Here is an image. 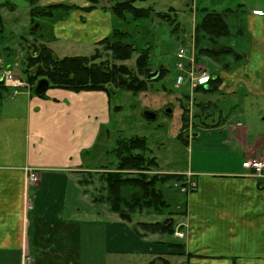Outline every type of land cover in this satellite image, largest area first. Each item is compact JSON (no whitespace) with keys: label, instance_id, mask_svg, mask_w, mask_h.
I'll list each match as a JSON object with an SVG mask.
<instances>
[{"label":"crops","instance_id":"crops-1","mask_svg":"<svg viewBox=\"0 0 264 264\" xmlns=\"http://www.w3.org/2000/svg\"><path fill=\"white\" fill-rule=\"evenodd\" d=\"M243 11L234 22L246 45L231 46L241 59L226 56L214 68L216 98L230 108L187 137L186 169H160L195 184L184 214L172 215V235L134 226L155 221L139 218L142 212L124 220L89 196L92 159L106 147L101 131L108 136L105 91L48 88L38 96L18 88L0 102V264H264V167L257 176L242 166L264 162V3ZM79 20L72 13L55 21L54 39L87 44L106 36L81 30ZM86 172L88 186L80 181Z\"/></svg>","mask_w":264,"mask_h":264},{"label":"rangeland","instance_id":"rangeland-1","mask_svg":"<svg viewBox=\"0 0 264 264\" xmlns=\"http://www.w3.org/2000/svg\"><path fill=\"white\" fill-rule=\"evenodd\" d=\"M116 1L121 0H93L92 2L88 0H39L38 3L41 6L62 2L66 4L91 5L93 7L89 11H85L78 5V7L76 6L75 9L63 15L60 9L53 16L47 18H39L32 15V20L35 19L42 24V28L37 33L31 32L28 28V20L30 18L27 16L28 7L27 5L25 6L24 0H9L11 4L16 6L14 11L9 10L4 5H0V73L10 71L16 77L24 80L28 85L22 86V89H30L32 91L31 83L27 81L24 71L27 67V58L32 53L30 45L32 41H38L37 45L44 43L49 46L58 57L77 54L89 55L94 52L95 48H100V45L95 42L78 44L77 42L65 39H54L53 23L69 17L72 13L77 14V18L80 19L79 21L82 24L86 23V19L89 18L88 23L83 25L81 29L85 32L87 30L89 34L94 32L96 36L102 34L108 35L114 27L122 28L130 34L126 39L136 46L137 52L133 53L130 59L117 61V63L134 66L137 53L147 47L151 68L154 70L159 65H162L167 69L165 75L161 79L153 81L152 87L145 91L132 93L117 90L116 93L109 95L108 100L111 111L109 124L107 125L108 134L106 135L108 136L105 137V131H101L99 137L101 142H105L106 147L101 152L97 151L95 158L92 159L91 165H95L96 167L93 173L95 175V186H93L94 190L91 186L88 187L90 198L98 202H100L101 197L105 193L103 190L104 182L101 180L104 167H113L116 162V158L112 152L116 138L133 135L145 136L151 150V154L148 152V155L155 156L159 163L158 167L154 169L155 172L167 173L161 172L160 169L183 170L188 167L189 150L177 138L178 133L180 132L188 137L193 130L203 127V120L207 123H213L221 111L224 114L225 110L230 108L231 102L228 101L229 104H222L220 98L217 100L216 91L209 93L194 91L195 86L190 85L188 78H185V81L180 85L175 83V77L179 73L176 67V53L178 50L180 48L184 49L187 61L190 58L195 59L193 26L196 21V15L198 17L200 15L198 9L206 7L220 11L225 8L235 9L238 4H243L242 8L246 10L250 9L255 3H260V5L264 3V0H135L133 2L134 6L151 8L150 16L148 18L133 19L128 13V20L123 21L112 12L111 6ZM32 6V9L37 8V1H33ZM170 7L175 10L174 15L177 26L156 15L157 12H167ZM35 12L36 10H34ZM103 13L106 14L103 15ZM108 13L111 15V20L107 16ZM103 16L107 19L106 25H104ZM229 23L232 33L230 36L222 39L221 42L234 47L236 51H242L247 42L246 37L243 34H237V22L233 23V20H230ZM110 24L111 30L107 32ZM240 24L242 23L240 22ZM74 28L78 29L76 26ZM61 29L63 28L59 30ZM38 33L42 35L40 40L35 37ZM71 34V27L68 26L66 28V35ZM105 54L102 52L103 57ZM215 62L207 56H202L200 63L194 60L193 68L196 71L204 68L206 73L210 75L214 73V68L219 67V64ZM196 71L194 72L195 74ZM15 89L16 91H14ZM17 89L9 87L4 93L1 103H7L5 101H8L10 97L14 98L17 95ZM208 100L214 104L217 103V107L209 105L204 112H200L201 109L197 106V103H205ZM181 104L188 106V113H186L188 122L183 130L180 129L183 112ZM116 107L118 108L116 109ZM166 108H170L171 112L167 113L165 111ZM220 108L221 110H219ZM146 110L155 112V117H145L144 111ZM80 176L81 183L88 186L87 183H89V179L91 180V175L86 172ZM167 186L169 185L165 186L166 195L173 197L171 210H181L182 208H179L176 203L177 198L181 196V192L175 187ZM140 216L147 220L154 219L155 221H162L166 217V215H157L146 211H142L139 214V218ZM137 224H134V226Z\"/></svg>","mask_w":264,"mask_h":264},{"label":"trees","instance_id":"trees-1","mask_svg":"<svg viewBox=\"0 0 264 264\" xmlns=\"http://www.w3.org/2000/svg\"><path fill=\"white\" fill-rule=\"evenodd\" d=\"M134 1L114 2L111 6L112 12L123 21L128 20V13L133 19L148 18L151 8L136 7L133 5ZM242 5L238 4L235 9L225 8L220 11L206 7L198 9L200 15L199 17L196 15L193 26L194 60L196 62L200 63L202 56H207L216 62H221L226 56L234 57L235 60L241 59L240 54L221 40L231 35L229 21L233 20L235 23L234 21L244 13ZM76 6L62 2L51 3L46 6L43 14L51 17L61 9L63 15L75 9ZM92 7L81 8L89 11ZM174 12L175 10L170 7L167 12H157L156 15L177 26ZM239 31L240 26L237 25V34ZM129 36L130 34L126 30L114 27L108 35L95 42L100 45V48H95L94 52L89 55L77 54L58 57L49 46L42 44L35 54L28 56L27 67L24 70L27 81L31 83L32 93L38 96L45 95V91L40 94L34 92L40 78L48 80V88H62L74 92L100 90L105 91L108 97L111 93H116L117 90L138 93L149 89L152 87L153 81H157L165 75L167 69L159 65L156 68L157 76L150 80L147 79V75L156 70L150 66L147 47L137 53L134 66L117 63V61L130 59L132 54L137 52L136 46L126 39ZM102 52L106 53L104 57ZM225 65L227 64L225 63ZM219 82L218 76L211 73L207 83L195 86L194 91L215 92ZM8 88L0 80V102ZM209 105L213 106L214 104L209 101L197 103L201 109L200 112H204ZM181 106L183 112L180 129L183 130L188 122V117H186L188 106L184 104ZM197 132V130H193L191 134L194 135ZM177 138L182 143L187 141V137L180 132ZM112 152L116 162L113 167H104L101 174L105 193L100 202L105 203L109 211L117 213L120 218L128 221L131 220L134 213L142 211L166 215L162 221L139 222L138 224L145 231L172 235L174 232L172 215L184 214L187 192H181V196L176 200L177 206L182 209L172 211L173 197L166 195L165 186L175 187L180 192V186L186 184L184 175L175 172H155L154 169L158 167V163L155 156L148 155V152L151 154V150L145 136L118 137ZM175 183H178L179 186H175ZM167 246L179 248L182 244L167 242ZM186 256L189 257L191 254L187 253ZM146 264H154V262L149 261Z\"/></svg>","mask_w":264,"mask_h":264},{"label":"built area","instance_id":"built-area-1","mask_svg":"<svg viewBox=\"0 0 264 264\" xmlns=\"http://www.w3.org/2000/svg\"><path fill=\"white\" fill-rule=\"evenodd\" d=\"M253 13L255 14H261L262 12L260 10H254ZM176 67L179 70V73L175 77V83L177 85L182 84L185 81V78H188V81L190 82L191 86L196 85H204L207 83L209 79V75L206 73L205 69H199L194 70L193 63L194 59L190 58V60L187 61L186 59V53L183 48H180L178 52L176 53ZM187 61V62H185ZM196 71V74L194 73ZM2 74V77L0 80L3 81V84L7 87L12 88H21L22 86H27L28 84L22 80L19 77H16L15 74H13L10 71H4ZM16 91V89L14 90ZM242 166L248 169H251L253 173L257 176H262V168L264 167V162L260 159L252 158L248 159L242 162ZM189 175V173H187ZM36 177L33 175L28 174V182L35 181ZM186 184L184 186H180V192H190L194 189L195 184L192 180L187 179ZM175 186H179L178 183L174 184ZM178 235L181 236V233Z\"/></svg>","mask_w":264,"mask_h":264},{"label":"flooded vegetation","instance_id":"flooded-vegetation-1","mask_svg":"<svg viewBox=\"0 0 264 264\" xmlns=\"http://www.w3.org/2000/svg\"><path fill=\"white\" fill-rule=\"evenodd\" d=\"M24 1H25V6L27 5V7H28V14H27V16H29L28 18H30L28 20V28L30 29L31 32L37 33L42 28V24H40L35 19L32 20V15H35L36 17H39V18L40 17L47 18V16L43 14L44 11L46 10L45 8H46L47 5H44V6L39 5L40 4V3H38L39 0H24ZM33 1H37V8L32 9V7H33L32 6V2ZM88 1L92 2L93 0H88ZM74 4L77 5V6L79 5V4H76V3H74ZM0 5L6 6V8H8L11 11H14L15 8H16V6L14 4H11L9 2V0L1 1L0 2ZM25 6H24V9H25ZM90 6L91 5H87V6L86 5H79V7H85V8L86 7H90ZM34 10H36L35 13H34ZM32 13H34V14H32ZM24 14H25V12H24ZM35 37L40 40V38H42V35L40 33H38ZM37 42L38 41L35 40V41H32L30 43V45L32 47V53L31 54H35L40 49L41 45L44 44V43H40V44L37 45L36 44Z\"/></svg>","mask_w":264,"mask_h":264},{"label":"water","instance_id":"water-1","mask_svg":"<svg viewBox=\"0 0 264 264\" xmlns=\"http://www.w3.org/2000/svg\"><path fill=\"white\" fill-rule=\"evenodd\" d=\"M157 74H158V70L156 69V70L150 72V73L147 75V79H149V80H150V79H153L154 77L157 76ZM1 77H2V74H0V79H1ZM47 88H48V80H47L46 78H40V79H38V81H37V83H36V86H35V88H34V92H35L36 94H40V93H42L43 91L47 90ZM165 111H166L167 113H170V112H171V109H170V108H166ZM144 115H145V117H147V118H154V117H155V112H153V111H151V110H146V111H144ZM195 134H197V133H195ZM195 134H194V135H195Z\"/></svg>","mask_w":264,"mask_h":264}]
</instances>
